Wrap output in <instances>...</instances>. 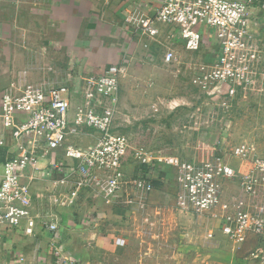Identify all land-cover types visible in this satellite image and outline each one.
Masks as SVG:
<instances>
[{
    "label": "built area",
    "instance_id": "obj_1",
    "mask_svg": "<svg viewBox=\"0 0 264 264\" xmlns=\"http://www.w3.org/2000/svg\"><path fill=\"white\" fill-rule=\"evenodd\" d=\"M250 7L247 0H158L154 15L142 17L139 25L151 37L159 35L160 26L170 27L172 35L191 52L206 46L208 52L198 65L195 82L229 112L238 97L264 81V36L250 29ZM205 27L213 35L207 37ZM174 59V51L167 50L164 63ZM123 72L122 65L111 64L101 74L87 77L82 100L75 108L65 85L44 89L29 83L2 94L0 148L7 145L8 133L16 150L0 163V245L5 232L21 228L25 220L24 233L33 235L35 222L29 211L33 195L22 181L24 171L28 167L38 170L39 158L57 151L69 134L93 132L98 138L89 149L69 145L67 159L50 162V174L44 170L41 178L52 177L59 169L63 175L77 174L87 185L93 181L104 183L116 196L121 195L128 181L146 192L153 189L151 182L133 178L126 171L128 140L115 125ZM214 146L215 155L207 161L183 160L174 164L177 208L205 214L221 207L223 234L238 243H245L251 235L258 237L260 244L252 256L264 264V209L251 205L264 193V153L253 144L234 145L230 155L251 163L247 172L238 173L227 162L219 140ZM228 181L236 182L239 188V194L232 198L225 197ZM50 228L57 229L54 224ZM22 261L19 256L12 264ZM65 261L67 258L59 255V264Z\"/></svg>",
    "mask_w": 264,
    "mask_h": 264
},
{
    "label": "crops",
    "instance_id": "obj_2",
    "mask_svg": "<svg viewBox=\"0 0 264 264\" xmlns=\"http://www.w3.org/2000/svg\"><path fill=\"white\" fill-rule=\"evenodd\" d=\"M247 1L251 6L250 29L257 35L264 36V0ZM1 2L7 3L8 8H24L29 11L31 22L27 24L26 30L28 35L38 33L39 37L24 40L56 43L49 49V54L57 56L56 51L59 50V85H65L68 89L69 80L64 76L73 75L79 80L81 76L99 75L111 64H120L125 71L134 57L155 58L157 55L153 54L154 46L157 47L158 44L164 48L159 58L163 64H166L163 57L167 50L172 49L176 55L179 47L186 49L184 42L172 35L170 27L160 26L157 37H151L137 29L140 25L135 20L146 15L153 16L158 0H0V4ZM8 24L16 26L15 21H9ZM48 27H52L54 31L50 32ZM204 29L207 37L213 35L208 27ZM134 30H137L136 36L131 34ZM205 52H208L206 46L199 52L191 53L205 55ZM204 55L200 63L204 60ZM245 94L250 95L248 100H237L236 104L239 106L249 102V106L253 107V114L241 117L247 118L250 123H264V81L254 85ZM241 97L242 95L238 99ZM211 100L218 104L216 98ZM257 115L260 117L257 118ZM239 119L232 129H220L215 138L223 145L227 162L238 173H245L251 166L250 161L230 155L231 148L248 143L264 153V143L260 145L254 140L230 142L229 138L237 136L235 128L241 121ZM90 133L69 134L57 151L39 158L36 165L38 170L28 167L24 171L22 181L29 185L33 195L29 211L31 220L35 222L34 233H24L26 220L21 228L8 229L0 245V264H12L19 256L23 258L21 264H59V255L67 258L66 264H113L115 259L111 252L129 249L132 245L139 248L145 242L143 238L148 235L160 237L165 233L175 235L182 231L185 242L197 227L200 231L203 230L200 242L205 248L216 247L219 240L228 238L220 228V216L224 213L221 207L205 214L184 212L177 208L178 183L175 176H172L175 167L169 163L153 161L146 166L137 167L135 173L126 168L131 177L151 182L153 189L146 192L128 181L119 196L113 194L104 183L93 181L87 185L77 174L63 175L59 169L53 172L52 177L41 178L44 170L48 171L47 175L50 174V162L67 159L65 151L69 145L85 149L81 141L88 143L89 139L93 140L92 145L95 144L98 135ZM15 150L14 141L7 133V145L0 148V163L11 158ZM79 193L82 200L78 199ZM238 194L237 183L226 182L225 197L232 198ZM256 204L264 209V193L251 202L253 206ZM211 221L216 222V231L208 227ZM51 224L57 227L55 231L50 228ZM251 238L255 239V246L258 247L260 239L254 235L245 243L237 242L239 247L247 244ZM119 239L122 243L117 242ZM126 264H129L128 261Z\"/></svg>",
    "mask_w": 264,
    "mask_h": 264
},
{
    "label": "rangeland",
    "instance_id": "obj_3",
    "mask_svg": "<svg viewBox=\"0 0 264 264\" xmlns=\"http://www.w3.org/2000/svg\"><path fill=\"white\" fill-rule=\"evenodd\" d=\"M0 6V100L6 90L24 84L44 89L59 85V50L56 51L58 57L49 54L56 43L24 40L39 37L38 33L28 35L26 30L31 22L29 11L8 8L5 2ZM9 21H15L16 26L9 25ZM137 29L145 33L140 26ZM136 31L131 32L132 36H136ZM163 52L164 48L158 44L154 46L155 58H132L121 76L120 107L115 125L128 140L125 166L128 164L126 168L131 173L153 161L169 163L174 168L178 161L211 159L215 155L216 134L220 129H232L238 118L241 121L235 128L237 136L229 141L254 140L263 145L264 123H250L242 118L253 114L249 102L234 104L232 110L226 112L212 102V96L198 88L197 68L204 54L179 47L174 61L163 64L159 59ZM86 77L77 80L73 75L64 76L69 80L68 94L73 97V108L81 100ZM249 97L245 94L237 100L245 101ZM89 140L88 143L81 141L85 149L94 145L91 144L93 140ZM78 199L82 200L80 193ZM208 227L216 231L217 224L211 221ZM202 231L199 227L193 229L185 242L182 231L160 237L148 235L139 248L132 245V248L111 252L115 259L113 264H126L127 261L129 264H262L252 256L257 247L254 238L239 247L236 241L223 237L218 246L205 248L200 242Z\"/></svg>",
    "mask_w": 264,
    "mask_h": 264
}]
</instances>
